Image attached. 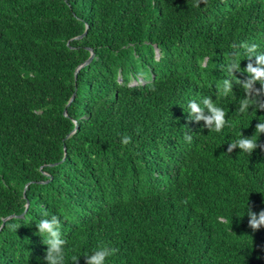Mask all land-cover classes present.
I'll list each match as a JSON object with an SVG mask.
<instances>
[{
    "label": "trees",
    "instance_id": "trees-1",
    "mask_svg": "<svg viewBox=\"0 0 264 264\" xmlns=\"http://www.w3.org/2000/svg\"><path fill=\"white\" fill-rule=\"evenodd\" d=\"M256 54L264 0H0V264H44L52 215L64 264L103 247L106 264H264L247 216L264 211V134L228 153L264 122L259 82L239 112ZM205 97L219 132L189 118Z\"/></svg>",
    "mask_w": 264,
    "mask_h": 264
},
{
    "label": "clouds",
    "instance_id": "clouds-1",
    "mask_svg": "<svg viewBox=\"0 0 264 264\" xmlns=\"http://www.w3.org/2000/svg\"><path fill=\"white\" fill-rule=\"evenodd\" d=\"M198 6V5H197ZM257 52V46L252 45L251 48L245 51V55L250 61L254 53ZM240 53L237 52L234 56L231 57L230 62L228 63V72L234 75L233 69L235 71H240ZM257 65L264 63V54H256ZM243 72L249 77L246 81H239L241 87L245 90V98L240 101L239 112L246 113L252 106V94L254 91L258 92L259 90L255 88L257 82L260 83L261 87L264 88V67H254L251 63L247 64V67L243 69ZM232 81L225 79L222 83L223 94L227 96L232 91ZM203 107L195 100L189 101L188 107L190 109L189 118L199 123L203 121L204 126L209 130L214 129L215 131H221L228 121L225 119L226 113L221 108L216 106L211 97H205L202 101ZM264 110V109H262ZM264 134V122H258L255 127V134L246 138L240 132V137L233 143H230L228 146V153H231L234 149L239 148L241 152L251 155L254 150L257 149L258 140L256 136ZM187 140H191V135L186 134L185 137ZM121 143L123 145H128L131 143V137L125 135ZM45 215L47 213L45 212ZM249 217V227L253 231H258L264 227V211H261L259 215L253 213L250 209L248 212ZM38 233L43 239V244L47 246V251L45 254L44 264H64V248L67 244V241L62 238L60 231V218L57 215H52L51 219H42L39 223L36 224ZM117 249H110L103 247L94 251L91 255L85 256V264H106V259L109 256L115 255ZM80 257L73 256V264H78Z\"/></svg>",
    "mask_w": 264,
    "mask_h": 264
},
{
    "label": "water",
    "instance_id": "water-1",
    "mask_svg": "<svg viewBox=\"0 0 264 264\" xmlns=\"http://www.w3.org/2000/svg\"><path fill=\"white\" fill-rule=\"evenodd\" d=\"M84 35H86V33L84 34ZM83 36H81L80 38H82ZM93 57H94V55L83 65V66H85V65H88V64H90L91 63V61L93 60ZM79 71V70H78ZM74 98V97H73ZM73 98H72V100H73ZM7 220V219H6Z\"/></svg>",
    "mask_w": 264,
    "mask_h": 264
}]
</instances>
